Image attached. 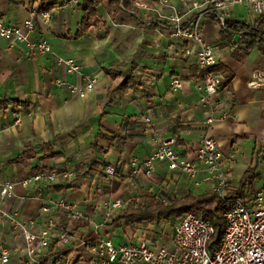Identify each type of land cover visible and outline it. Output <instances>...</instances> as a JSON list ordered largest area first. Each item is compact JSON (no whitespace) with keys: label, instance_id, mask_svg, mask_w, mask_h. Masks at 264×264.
I'll use <instances>...</instances> for the list:
<instances>
[{"label":"crops","instance_id":"crops-1","mask_svg":"<svg viewBox=\"0 0 264 264\" xmlns=\"http://www.w3.org/2000/svg\"><path fill=\"white\" fill-rule=\"evenodd\" d=\"M142 1L148 9L133 6L131 12L115 15L108 1L99 0V23L82 36L78 34L84 15L78 5L54 9L48 19H34L30 41L48 39L54 57L74 59L82 67V76L57 71L54 58L30 51L25 43L9 46L0 37V188L6 182L15 184L13 197L0 201L10 216L0 215V246L12 253L7 264H97L85 249L72 251L57 244L62 224H67L63 209L50 216L57 227L51 232L49 247L36 263L24 261L27 243L18 224L34 221L29 228L40 233L48 220L42 209L60 199L75 204L85 215L65 226L78 241L102 236L120 245L142 240L152 246L164 245L157 240V229L153 230L158 225L112 224L113 218L105 217L108 213L124 215L129 208L145 204L151 195L169 204L190 191L195 195L212 191L206 172L200 174L199 188L191 186L183 174L170 172L165 164H158L152 177L142 171L132 173L133 159L145 161L161 139H178L182 154L192 159L205 137L215 139L232 174L230 192L241 187L250 167L257 168L256 176L243 195L247 189L264 192V88L249 86L251 71L264 72L263 57L257 50L245 55L242 46L222 40V25L215 16H204V38L217 47L218 65L232 77L226 84L225 74L215 71L222 75L223 85L203 105L195 56L187 55V45L167 40L170 29L160 24L164 21L171 26L162 18L171 10L159 0ZM170 1L186 10L203 0ZM40 8L39 3L30 6L29 0H0V21L23 28ZM226 18L254 25L245 6L235 7ZM190 21L188 17L186 24ZM130 70L135 86L126 94L113 91ZM94 76L96 87L84 98L55 85L58 77L82 86L86 77ZM174 79L182 80L181 88L171 85ZM223 113H231L226 121L211 127L206 124ZM28 150L35 154L30 160L24 156ZM110 166L117 169L113 179L105 175ZM37 171L56 178L23 186ZM116 200L122 206L108 212L106 204L111 206Z\"/></svg>","mask_w":264,"mask_h":264},{"label":"built area","instance_id":"built-area-1","mask_svg":"<svg viewBox=\"0 0 264 264\" xmlns=\"http://www.w3.org/2000/svg\"><path fill=\"white\" fill-rule=\"evenodd\" d=\"M68 5H80L85 0H61ZM163 8L171 10L169 16H163L172 28L169 30L167 40L181 45H187V55H193L197 66V90L202 94L200 102L208 105L211 98L221 89L223 77L213 71L218 65L217 47L208 43L203 35L201 20L204 16L213 15L222 25L228 19L230 12L237 6H245L251 12L253 22L256 24L264 19V0H203L194 2L186 10H179L172 6L170 0H159ZM134 6L148 9V5L137 0ZM41 16L49 18V12L33 13L32 17L24 23V27L5 24L0 21V37L4 38L9 46L25 43L30 51L43 56L54 58L57 71L66 75L82 76V67L74 59L54 57L52 46L48 39L40 38L30 41V34L35 31L34 19ZM191 17L189 23L186 19ZM256 72L258 74L256 75ZM249 86L264 88V72L256 69L250 72ZM98 79L86 77L84 85L69 84L64 78H56L55 85L66 87L80 98L92 92ZM182 80L174 79L171 85L175 88L182 87ZM231 113H223L220 117H211L206 124L211 127L216 123L226 121ZM150 120L147 119V122ZM2 131L0 129V140ZM133 174L140 171L146 177H152L158 164H165L170 172L183 174L189 184L194 188L201 185L200 174L206 172L212 182V192L225 202L229 209L225 212L226 229L221 241L210 246L215 233L214 227L205 219L194 213H186L179 218L173 227L170 244L152 246L149 241L142 240L137 244H115L110 238L99 236L95 239L78 241L67 228L68 223L78 222L84 218V213L75 204L60 199L56 204L42 209V214L48 215L47 227L40 233H34L30 226L18 224L25 237L27 248L24 261L36 263L38 256L49 247L51 232L56 229L57 223L50 217L58 209L66 212L67 224H62V232L57 236L56 242L72 251L85 249L91 261L97 264H264V192H251L247 189L244 195L239 196L230 192L232 174L226 168L224 155L217 143L211 137H205L195 152V158L182 154L178 139H161L158 148L151 153L145 161L135 158L132 161ZM139 166L140 169L136 167ZM117 169L113 166L106 168L105 175L113 179ZM56 175L42 171L31 180L22 182L28 186L31 181L55 180ZM15 184L4 183L0 188V201L13 197ZM122 206L121 200H116L110 206L106 204L108 212L112 208ZM0 215L10 217L0 206ZM108 213L105 217L110 219ZM10 249L0 246V264H7L11 259ZM15 264H21L15 263Z\"/></svg>","mask_w":264,"mask_h":264},{"label":"trees","instance_id":"trees-1","mask_svg":"<svg viewBox=\"0 0 264 264\" xmlns=\"http://www.w3.org/2000/svg\"><path fill=\"white\" fill-rule=\"evenodd\" d=\"M98 1L85 0L78 7L83 12V20L78 36L84 35L91 27L97 26L98 18ZM108 1L112 7L114 14L118 15L121 11H132V7L137 0H103ZM30 6L39 3L41 8L38 13L51 12L54 9L65 7V3L61 0H29ZM218 21L217 17H214ZM192 21V20H191ZM165 28H172L166 25L164 21L160 22ZM239 37L237 46H242L241 51L245 55L251 54L253 51H258L264 60V19L254 25H249L244 22L227 20L222 24L221 37L222 40L233 42L235 37ZM264 70V65H262ZM213 71H219L225 74L226 84L231 80V75L228 70L221 65L216 66ZM107 73L115 77L116 73L107 71ZM133 71H127L123 74V81L113 91L123 94L128 93L134 86ZM0 108H2L0 103ZM179 143V142H178ZM30 145L28 149H31ZM26 160L34 158V152L28 150L24 155ZM256 167H250L242 180L241 187L236 191V195L242 196L248 183L256 176ZM39 171H37L38 173ZM229 209V206L223 202L217 194L209 191L202 195H195L193 192H188L182 197H175L169 204L163 203L157 195H151L147 198L145 204L138 208H129L124 215H115L112 224L136 225L149 223L158 225L162 221H172L181 218L186 213H194L197 216L208 221L215 229L210 246H214L221 241V238L226 229L224 214Z\"/></svg>","mask_w":264,"mask_h":264},{"label":"rangeland","instance_id":"rangeland-1","mask_svg":"<svg viewBox=\"0 0 264 264\" xmlns=\"http://www.w3.org/2000/svg\"><path fill=\"white\" fill-rule=\"evenodd\" d=\"M113 218V215L110 217V219ZM178 220V219H177ZM177 220H172V221H162L161 223L158 224V226H154L153 230L158 231L156 232L157 234H159L157 236V240L160 239L161 243L163 244H167L169 243L170 239H171V234L173 231V227L175 226ZM121 240V239H119Z\"/></svg>","mask_w":264,"mask_h":264},{"label":"water","instance_id":"water-1","mask_svg":"<svg viewBox=\"0 0 264 264\" xmlns=\"http://www.w3.org/2000/svg\"><path fill=\"white\" fill-rule=\"evenodd\" d=\"M239 40V37L237 36V37H235V39H234V44H237V41Z\"/></svg>","mask_w":264,"mask_h":264}]
</instances>
